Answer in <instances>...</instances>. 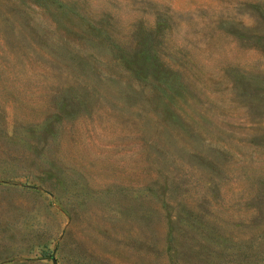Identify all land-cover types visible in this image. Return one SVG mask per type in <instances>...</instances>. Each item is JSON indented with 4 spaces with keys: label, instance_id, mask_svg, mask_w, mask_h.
<instances>
[{
    "label": "rangeland",
    "instance_id": "374dc122",
    "mask_svg": "<svg viewBox=\"0 0 264 264\" xmlns=\"http://www.w3.org/2000/svg\"><path fill=\"white\" fill-rule=\"evenodd\" d=\"M0 264H264V0H0Z\"/></svg>",
    "mask_w": 264,
    "mask_h": 264
},
{
    "label": "water",
    "instance_id": "95a60500",
    "mask_svg": "<svg viewBox=\"0 0 264 264\" xmlns=\"http://www.w3.org/2000/svg\"><path fill=\"white\" fill-rule=\"evenodd\" d=\"M52 259L54 260V258L52 257Z\"/></svg>",
    "mask_w": 264,
    "mask_h": 264
}]
</instances>
